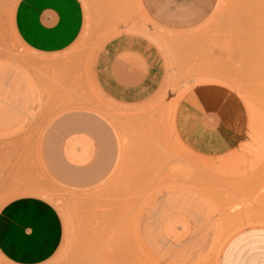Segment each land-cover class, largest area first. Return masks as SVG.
Segmentation results:
<instances>
[{
	"label": "rangeland",
	"instance_id": "rangeland-1",
	"mask_svg": "<svg viewBox=\"0 0 264 264\" xmlns=\"http://www.w3.org/2000/svg\"><path fill=\"white\" fill-rule=\"evenodd\" d=\"M19 2L0 0V217L33 200L58 214L61 244L39 264H220L236 234L264 226V0H220L185 33L162 32L137 0H80V39L48 54L19 37ZM124 32L155 35L167 72L135 105L109 99L94 74ZM202 85L245 104L247 140L220 158L176 130L184 94ZM80 116L104 121L105 138L71 129ZM101 157L111 169L91 170ZM0 264L19 263L0 250Z\"/></svg>",
	"mask_w": 264,
	"mask_h": 264
},
{
	"label": "crops",
	"instance_id": "crops-1",
	"mask_svg": "<svg viewBox=\"0 0 264 264\" xmlns=\"http://www.w3.org/2000/svg\"><path fill=\"white\" fill-rule=\"evenodd\" d=\"M137 1L162 32L185 33L206 22L220 0ZM16 11L19 37L40 53L70 48L85 28L80 0H20ZM159 41L153 34L143 37L124 32L105 45L96 58L94 74L109 99L135 105L159 90L161 78L167 73L157 47ZM244 108V102L233 90L219 85L195 86L178 105L175 117L178 137L199 156H226L247 140L248 117ZM71 123V129H89L99 140L105 138L104 121L96 116L72 118ZM101 158L98 163L104 161L105 165L91 170L111 169L110 160ZM62 236L58 214L40 201L17 202L0 217V250L19 264L47 260L61 244ZM220 264H264V226L249 227L236 234L227 243Z\"/></svg>",
	"mask_w": 264,
	"mask_h": 264
}]
</instances>
